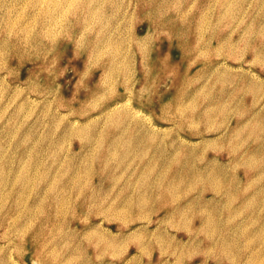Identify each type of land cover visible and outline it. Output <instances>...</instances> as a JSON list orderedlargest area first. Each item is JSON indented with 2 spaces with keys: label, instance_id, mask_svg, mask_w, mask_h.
I'll use <instances>...</instances> for the list:
<instances>
[{
  "label": "rangeland",
  "instance_id": "374dc122",
  "mask_svg": "<svg viewBox=\"0 0 264 264\" xmlns=\"http://www.w3.org/2000/svg\"><path fill=\"white\" fill-rule=\"evenodd\" d=\"M0 264H264V0H0Z\"/></svg>",
  "mask_w": 264,
  "mask_h": 264
},
{
  "label": "bare ground",
  "instance_id": "6f19581e",
  "mask_svg": "<svg viewBox=\"0 0 264 264\" xmlns=\"http://www.w3.org/2000/svg\"><path fill=\"white\" fill-rule=\"evenodd\" d=\"M51 1H52V0H51ZM51 4H52V3H51ZM61 4H62V3H61ZM64 4H65V3H64ZM64 4H63V5H64ZM161 41H162V40H161ZM155 45H156V44H155ZM163 46H165V45H163ZM160 48H161V47H160ZM165 49L167 50L168 48H165ZM161 50H162V49H161ZM168 54H170V53H168ZM175 54H176V53H175ZM154 63H155V62H154ZM157 72H158V71H157ZM102 74H103V73H102ZM106 74H107V73H106ZM106 74H105V75H106ZM110 75H111V74H110ZM113 75H114V74H112V76H113ZM107 76H108V75H107ZM114 80H115V79H114ZM114 88H115V87H114ZM114 88H113V86H112L111 89H114ZM111 89H109V90H111ZM107 90H108V89H107ZM112 92H113V91H112ZM105 94H106V93H105ZM112 94H113V93H112ZM106 95H107V94H106ZM104 98H105V97H104ZM106 101H107V100H106ZM119 101H120V100H119ZM164 101H165V100H164ZM112 102H114V101H112ZM112 102H111V103H112ZM106 103H107V102H106ZM111 103H110V104H111ZM127 103H128V102H127ZM171 103H172V102H171ZM171 103H170V104H171ZM83 104H85V103H83ZM123 104H124V103H123ZM159 104H160V103H159ZM159 104H158V105H159ZM171 105H172V104H171ZM81 106H82V105H81ZM81 106H80V107H81ZM84 106H85V105H83V107H84ZM115 106H116V105H115ZM89 107H90V106H89ZM91 108H92V107H91ZM113 108H114V107H113ZM118 108H119V107H118ZM79 109H80V108H79ZM83 109L85 110V108H83ZM115 109H116V108H114V110H115ZM125 109H126V108H125ZM116 110H117V109H116ZM158 110H159V109H158ZM126 111H127V110H126ZM133 111H134V110H133ZM88 112H89V111H88ZM91 112H92V111H91ZM113 112H114V111H113ZM119 115H120V111H119ZM119 115H118V116H119ZM126 117H127V115H126ZM126 117H125V118H126ZM109 118H110V117H109ZM109 118H108V119H109ZM111 118H112V117H111ZM118 119H119V118H118ZM131 119H132V118H131ZM137 119H138V118H137ZM123 120H124V119H123ZM125 120H126V119H125ZM116 121H117V118H116ZM109 122H110V121H109ZM117 122H118V121H117ZM136 122H137V121H136ZM117 127H118V126H117ZM117 139H118V138H117ZM127 146H128V145H127ZM127 149H128V148H127ZM106 161H107V160H105V162H106ZM164 201H165V198H164ZM161 202H162V201H161ZM167 202H168V201H167ZM165 203H166V202H165ZM22 252H23V251H22Z\"/></svg>",
  "mask_w": 264,
  "mask_h": 264
}]
</instances>
